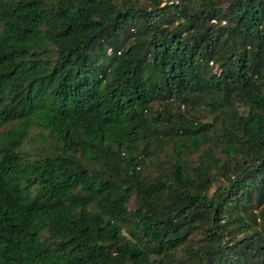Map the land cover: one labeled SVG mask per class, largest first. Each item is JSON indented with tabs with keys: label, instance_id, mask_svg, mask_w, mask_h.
I'll return each instance as SVG.
<instances>
[{
	"label": "trees",
	"instance_id": "1",
	"mask_svg": "<svg viewBox=\"0 0 264 264\" xmlns=\"http://www.w3.org/2000/svg\"><path fill=\"white\" fill-rule=\"evenodd\" d=\"M0 264H264V0H0Z\"/></svg>",
	"mask_w": 264,
	"mask_h": 264
},
{
	"label": "rangeland",
	"instance_id": "2",
	"mask_svg": "<svg viewBox=\"0 0 264 264\" xmlns=\"http://www.w3.org/2000/svg\"><path fill=\"white\" fill-rule=\"evenodd\" d=\"M174 1L176 2L177 0H174ZM30 146H31V144L28 143V144L26 145V148H29Z\"/></svg>",
	"mask_w": 264,
	"mask_h": 264
}]
</instances>
